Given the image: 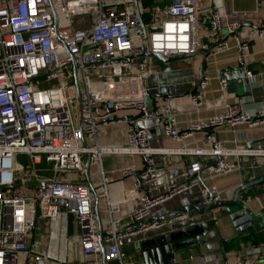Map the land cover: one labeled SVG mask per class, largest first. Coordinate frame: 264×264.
<instances>
[{"label": "built area", "instance_id": "obj_1", "mask_svg": "<svg viewBox=\"0 0 264 264\" xmlns=\"http://www.w3.org/2000/svg\"><path fill=\"white\" fill-rule=\"evenodd\" d=\"M143 1L0 0V264H128L124 240L165 227L174 230L190 219L188 211L162 220L150 213L184 191L193 175L264 169V161L252 159L264 157V142L229 148L214 131L225 124L264 125L263 111H249L237 99L181 129L171 99L152 100L148 82L155 71L154 53L171 56L211 48V54H219L233 46L250 86L264 88V72L246 67L252 38H264V20L251 23L249 37L242 39L240 18L249 11L226 4L223 12L212 10L215 0H152L149 7ZM256 3L254 12L259 11V0ZM147 13L150 19L145 21ZM203 15L206 34L201 38ZM233 37L235 45L229 41ZM209 81L204 73L192 96L197 110L203 108ZM227 85L220 76V87ZM150 118L160 119L165 136L181 146H152L140 124ZM113 124L127 125L124 144L102 142L99 134ZM198 131L207 133L206 146L184 145ZM109 154L144 157L142 169L129 165L116 170L124 177L137 175V187L156 170L157 155L203 158L192 161L183 183L156 196L141 194L138 205H130L125 213L117 214L110 204L109 221L103 223L95 214L96 194L81 177L89 155L102 180L98 203H108L102 163ZM20 155L26 158L23 165ZM243 157L250 162L244 163ZM201 193L206 204L222 200L215 186L203 183ZM175 255L173 264H223L214 253L192 252L184 260ZM236 264L264 260L238 252Z\"/></svg>", "mask_w": 264, "mask_h": 264}, {"label": "crops", "instance_id": "obj_2", "mask_svg": "<svg viewBox=\"0 0 264 264\" xmlns=\"http://www.w3.org/2000/svg\"><path fill=\"white\" fill-rule=\"evenodd\" d=\"M259 3L258 12H254L257 6L256 0H234L233 2L230 0H215L214 8L223 12L226 4L228 8L233 6L235 9L249 11L247 16L240 18L244 25L239 31V37L245 39L249 37L250 24L264 20V0H259ZM204 25L206 24L200 25V29L203 30V36L206 34V26ZM203 40L206 39L204 38ZM229 41L232 45H235L237 40L233 37ZM153 66L155 67V71L148 81L150 97L152 100L154 99L153 95L168 96L171 99L173 111L177 115L178 127L181 129H186L200 118H207L220 112L225 103L234 102L237 99L243 100L244 107L249 111L264 112V88L250 86L246 77V68L239 65L236 59V50L233 46L222 53L209 54L208 56L206 55V51L200 49V52L195 55L187 56L171 63H165L155 57ZM246 67L255 73L264 72V38H252L250 54L246 58ZM202 73H207L210 76V81L204 89L203 108L197 110L192 102L194 94L192 90L195 83L200 80ZM220 76L227 79L228 85L226 89L220 87ZM127 113L121 112V115ZM130 114L138 116L135 112ZM140 124L146 127L152 146H181L178 141L165 136L160 119L150 118L140 120ZM214 131L216 137L229 148H234L237 144H247L248 146L250 144L253 146L258 142H264V125L250 128L245 123L237 124L234 127L225 124ZM126 134V124H113L99 135L103 143L124 144L126 142ZM206 136L207 133L205 131L195 132L191 138L186 139L184 145L190 148L205 147ZM245 141L248 143H245ZM202 158L197 155L184 154L157 155L155 156L156 170L148 179L141 181V186L137 187L135 185L138 181L137 175L132 174L124 177L116 170L129 165H135L138 169H142L145 165L143 156L122 154L104 156L102 167L106 172V176H108V203L106 200L100 201L99 214L101 220L103 223L109 221L110 204L116 207L117 214H122L127 211L130 205H138L141 194L147 193L150 196H156L166 192L172 185L183 183L186 178L184 173L189 169L192 161ZM208 159L213 161L215 158L209 157ZM252 159L260 162L264 161V157L259 156ZM250 160L251 158L249 157L242 158V161L246 164ZM245 174L247 178H244ZM90 176L94 184L97 186L102 184L98 167L91 165ZM250 176H253V178H248ZM261 176H264V169L251 171L248 167L245 171L233 170L229 173L218 175H211L206 171H201L193 175L190 178L191 180L187 181L190 184L184 191L154 206L150 215L152 217L162 216L167 212L187 205H194L200 209L204 208L206 202L201 193L203 183L215 186L219 190L222 200H231L237 187ZM81 181L86 182L85 172L82 174ZM239 202L240 205L245 206L249 213L254 216L259 215L263 217L260 226L247 231H239L225 207H219L204 214H201L196 209H191L188 211L190 212V219L175 227L189 226L207 220L212 228L216 229V239L221 245L220 249L209 252L205 246L195 245L189 246L187 250L177 252L175 256L179 260H184L192 252L206 255L214 253L222 257L223 264H226V259L229 260L230 264H236V254L242 252L245 257L252 260H264V241L256 244L250 241H242V237L245 235H264V182L256 184L242 192ZM214 214L217 215L216 221L213 220ZM121 223L123 225L124 222L122 221ZM170 230V227H165L158 231L150 232L142 236V238L137 237L124 240L121 245L122 249L124 252L126 249H129V252L132 253L130 250L139 244L138 248L141 249L142 262L143 264H147L143 252L145 249H151L154 246L142 249L140 247L141 241ZM134 263V261H130V264ZM167 264H173V262Z\"/></svg>", "mask_w": 264, "mask_h": 264}, {"label": "water", "instance_id": "obj_3", "mask_svg": "<svg viewBox=\"0 0 264 264\" xmlns=\"http://www.w3.org/2000/svg\"><path fill=\"white\" fill-rule=\"evenodd\" d=\"M210 8L214 10V3L211 4ZM199 52H200V49L192 53H188V54L165 56L162 53H154L153 55L165 63H171L181 58L195 55ZM209 54H211V48L206 50V55L208 56ZM203 75L204 74L202 73L200 80L196 83V85L194 86L192 90L193 92L197 91L198 84L203 78ZM74 77L76 79L75 80L76 85L79 87L78 82H77L76 73ZM153 96L154 98L159 97L157 95H153ZM155 107L156 105L153 102V108ZM90 168H91L90 156L87 155L86 162H85L86 184L96 194L97 202L95 204V214H96V217L100 220L99 203H98L99 194L97 192L98 186L94 184L91 180ZM262 182H264V176H261L253 181L241 184L239 187L236 188L234 192V196L231 200L215 201L211 204H206V206L202 209L194 205L182 206L178 209L167 212L162 216H157L156 218L158 220H162L175 213L189 211L191 209H196L201 214H204L213 209H216L219 207H225L229 211L230 216L235 226L238 227L239 231L250 230L256 227V220L262 216H259V215L254 216L253 214L247 211L245 206L240 205V202H239L240 195L242 192H244L248 188L255 186L256 184H260ZM102 236H103V233L100 228V231H99L100 241H102ZM216 238H217L216 229L212 228L210 223L206 220V221L194 223L189 226H182L180 228L170 230L166 233L159 234L158 236H155L152 238H148V239L146 238L141 241L140 247L142 249L143 248L145 249L146 247L154 246L151 249H145L143 252L144 259L147 264H167L169 262H172V258L177 253V250L185 248V247L203 245L207 248L209 252H214L220 249L221 245Z\"/></svg>", "mask_w": 264, "mask_h": 264}, {"label": "rangeland", "instance_id": "obj_4", "mask_svg": "<svg viewBox=\"0 0 264 264\" xmlns=\"http://www.w3.org/2000/svg\"><path fill=\"white\" fill-rule=\"evenodd\" d=\"M201 20H202V24H205V21H206L207 19H206L205 16L203 15V16H201ZM199 29H200V28H199ZM200 37H201V38L203 37V30H202V29H200ZM54 84H55V85L58 84V81H54ZM18 159H19L20 162H22V165H23V163H25V161H26V158L23 157L22 155H20ZM202 196H203V195H202ZM262 220H263V217H259V218L256 220V226H257V227L260 226V222H261ZM138 246H139V244L136 245V246L134 247V249L130 250V251H132V253L129 252V249H126V250H125L126 261L128 262V264H130V261H131V260L135 262L134 264H143V262H142L143 258H142V254H141V251H140L141 249H139ZM188 248H189V247H185V248L179 249V250H177V252H181V251L187 250ZM135 253H136V254H135ZM136 261H137L138 263H137Z\"/></svg>", "mask_w": 264, "mask_h": 264}, {"label": "trees", "instance_id": "obj_5", "mask_svg": "<svg viewBox=\"0 0 264 264\" xmlns=\"http://www.w3.org/2000/svg\"><path fill=\"white\" fill-rule=\"evenodd\" d=\"M152 2H153L152 0H144L143 4L145 6L149 7V6L152 5ZM149 19H150V14L149 13L145 14L144 20L147 21ZM242 241L243 242L250 241V242L256 244L258 242L264 241V235L263 234H257V235H253V236L252 235H245V236L242 237Z\"/></svg>", "mask_w": 264, "mask_h": 264}]
</instances>
